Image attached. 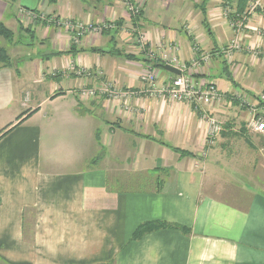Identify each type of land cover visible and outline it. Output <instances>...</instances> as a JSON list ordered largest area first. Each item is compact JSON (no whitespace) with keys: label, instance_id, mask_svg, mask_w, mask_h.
I'll return each mask as SVG.
<instances>
[{"label":"crops","instance_id":"crops-1","mask_svg":"<svg viewBox=\"0 0 264 264\" xmlns=\"http://www.w3.org/2000/svg\"><path fill=\"white\" fill-rule=\"evenodd\" d=\"M17 2L0 0L18 50L0 63V264H264L246 123L264 117V0ZM174 60L212 104L170 98ZM149 222L168 227L133 240Z\"/></svg>","mask_w":264,"mask_h":264},{"label":"built area","instance_id":"built-area-1","mask_svg":"<svg viewBox=\"0 0 264 264\" xmlns=\"http://www.w3.org/2000/svg\"><path fill=\"white\" fill-rule=\"evenodd\" d=\"M66 26H70L71 29L74 25L67 22ZM239 48L240 38L237 37L232 42V49ZM171 64L175 65V67L182 72L181 76H177L172 80L166 90L171 99L176 101L185 100L186 102H194L200 106H207L212 104L218 97V91L214 85H209L208 83L205 84L200 80H194L193 78L187 76L185 74L187 66L180 64L177 60L172 61L169 65ZM141 79L147 83H154L156 81V76L153 71L147 70L144 74H142ZM94 95H96L95 90H86V93H84L85 97H91ZM259 101L264 105V93L259 97ZM210 123L209 134L211 137H216L219 133H221L222 126L216 120H210ZM248 127L254 132L264 135V117L259 115L253 116L248 123Z\"/></svg>","mask_w":264,"mask_h":264},{"label":"trees","instance_id":"trees-1","mask_svg":"<svg viewBox=\"0 0 264 264\" xmlns=\"http://www.w3.org/2000/svg\"><path fill=\"white\" fill-rule=\"evenodd\" d=\"M11 2L14 5L17 2V0H11ZM0 37L6 39L7 41H11V42L14 40V33L8 27H6L5 24L2 22H0ZM0 63L2 65H4L5 67L11 65V59L9 58L7 51L3 48H0ZM158 66H163V64L160 63V64H158ZM176 151H180V150L176 149ZM180 152L183 155L189 154V153L184 152V151H180ZM166 227H168V225L166 223H163V222L145 223V224L139 226L138 229L135 231V233L133 235V240H138L143 235H145L146 233L153 231L155 229H163Z\"/></svg>","mask_w":264,"mask_h":264},{"label":"rangeland","instance_id":"rangeland-1","mask_svg":"<svg viewBox=\"0 0 264 264\" xmlns=\"http://www.w3.org/2000/svg\"><path fill=\"white\" fill-rule=\"evenodd\" d=\"M10 1V5L12 6L13 4H12V2H11V0H9ZM25 3H29L28 2V0H25ZM17 5H19V1L17 2ZM30 5V4H29ZM16 7V6H15ZM20 36H21V38H20V40L19 41H23V42H20L21 44H23L27 39V41H29V40H31V38H29V37H25V36H23V34H20ZM19 36V37H20ZM15 40H17V36L14 34V40L12 41V42H14L15 43ZM7 40L6 39H3L2 37H0V46L2 47H5V49H7L9 52L7 53V54H9L8 56H9V58L10 57H15L16 56V53H18V50L16 49V50H13V49H11L10 47H8V43L6 42ZM11 42V41H10ZM27 46V45H26ZM29 46V45H28ZM21 50H24V51H26L27 52V49H25V48H21L20 49V51ZM21 53H22V51H21ZM17 57V56H16ZM18 57H19V55H18ZM246 110H247V108H245ZM247 113H248V115H247V121H246V123H247V125H248V123H249V121L251 120V118H252V116H253V114L252 113H249V111L247 110Z\"/></svg>","mask_w":264,"mask_h":264},{"label":"water","instance_id":"water-1","mask_svg":"<svg viewBox=\"0 0 264 264\" xmlns=\"http://www.w3.org/2000/svg\"><path fill=\"white\" fill-rule=\"evenodd\" d=\"M162 68L167 71L170 72L172 74H175L177 76H181L182 72L180 70H178L177 68L170 66V65H163Z\"/></svg>","mask_w":264,"mask_h":264}]
</instances>
